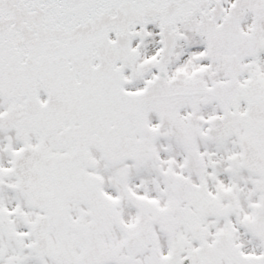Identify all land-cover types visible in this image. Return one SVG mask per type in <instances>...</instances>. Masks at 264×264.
Instances as JSON below:
<instances>
[{
	"label": "snow or ice",
	"instance_id": "6c2138e0",
	"mask_svg": "<svg viewBox=\"0 0 264 264\" xmlns=\"http://www.w3.org/2000/svg\"><path fill=\"white\" fill-rule=\"evenodd\" d=\"M0 264H264V0H0Z\"/></svg>",
	"mask_w": 264,
	"mask_h": 264
}]
</instances>
